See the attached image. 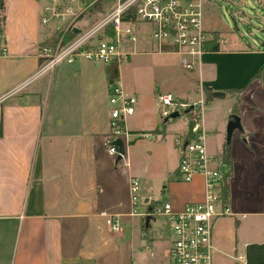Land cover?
Instances as JSON below:
<instances>
[{
    "label": "crops",
    "instance_id": "0c3cea01",
    "mask_svg": "<svg viewBox=\"0 0 264 264\" xmlns=\"http://www.w3.org/2000/svg\"><path fill=\"white\" fill-rule=\"evenodd\" d=\"M208 4L207 0L204 16ZM43 6V0H3L0 12V264H168L170 230L162 239L150 223L156 216L145 215L144 220L131 216L129 196L123 203L99 195L93 170L109 133L110 116L105 118L104 130L91 123L78 129L66 121V114L54 113L51 107V113L46 111L45 78L50 80L53 71L38 73V54L52 44L56 32L45 34L40 23ZM202 20L205 31L216 32L222 43H216L217 51L207 50L187 72L190 90L181 93L174 88L173 93L158 94L186 101L202 97L207 152L222 161L223 147L229 146L228 214L213 225L212 264H264V70L255 77L264 65V51L246 49L229 31L204 27ZM90 21L88 15L79 25ZM148 33V26L140 25L137 42L125 46L139 44L145 54H174L154 51ZM121 51L125 57L131 55L123 46ZM215 92L223 97L213 96ZM248 92L249 106L241 110L240 95ZM228 95L235 102L231 108H221L220 101ZM232 114L239 118L241 130H233L227 141L226 125ZM130 117L125 123L129 133L145 129L127 122ZM210 117L215 121L210 123ZM181 120L183 127L174 137L187 130ZM168 122L162 120L161 130L152 131L163 132ZM216 146L218 151H212ZM124 150L126 160V146ZM178 185L173 181L167 189L174 210L202 200L200 175ZM142 193L150 205L141 210L149 212L153 203L148 193ZM103 212L123 217L118 233L108 230Z\"/></svg>",
    "mask_w": 264,
    "mask_h": 264
},
{
    "label": "built area",
    "instance_id": "2783aa9c",
    "mask_svg": "<svg viewBox=\"0 0 264 264\" xmlns=\"http://www.w3.org/2000/svg\"><path fill=\"white\" fill-rule=\"evenodd\" d=\"M40 23L47 26L54 22L57 39L45 45L38 54L39 74L53 70L65 60L68 64L83 58L94 64L112 65L125 57L121 49L125 43L138 40L140 25L149 28L148 41L153 50L160 53H174L180 56L183 69L191 71L200 62V57L211 44V34L202 25L203 9L207 0H43ZM261 4L263 0H252ZM90 15L91 21L84 27L77 25ZM73 29L79 33L74 34ZM74 34L68 38V34ZM217 43L222 40L217 38ZM112 109L109 119V133L104 147L109 156H119L118 149L110 143L120 139L123 145L129 143L130 133L126 130V119L135 111L134 95L124 92L115 83L108 93ZM160 118L164 120L177 112L178 118L188 125L193 123L190 133L173 138V146L179 154L177 174L184 183L200 175L204 193L199 202L185 204L174 210L169 203L162 207L151 206L149 212H138L137 205H150L140 195L138 178L128 181L131 216H162L169 224L171 245L168 249V264H212V230L217 218L227 215V204L222 203L224 172L215 156L207 152L206 134L201 128V116L205 101L201 97L186 101L172 94H158ZM188 117V118H187ZM151 137L150 133L138 135ZM123 156H121V159ZM128 165V162H126ZM108 230L118 233L121 222L118 216L101 213Z\"/></svg>",
    "mask_w": 264,
    "mask_h": 264
},
{
    "label": "rangeland",
    "instance_id": "374dc122",
    "mask_svg": "<svg viewBox=\"0 0 264 264\" xmlns=\"http://www.w3.org/2000/svg\"><path fill=\"white\" fill-rule=\"evenodd\" d=\"M208 3V10L205 16L203 15L204 27L229 31L231 37L246 49L264 51V0L261 4H255L252 0H208ZM77 26L82 27L81 24ZM55 27L56 24L50 22L43 30L48 35ZM55 34L52 35L53 42L57 39ZM125 47L124 44V51L130 52L131 55L122 57L116 68H112L111 65L94 64L83 58H77L69 64L65 60L57 63L52 70V78L50 80L45 78L47 82L45 98L48 100L46 111L51 113L49 111L51 107L54 113L66 114V121H72L70 122L72 127L78 129L91 123L95 129L104 130L105 118L107 115L110 116L112 109L108 97L109 80L112 79L124 92L132 93L136 99V111L127 122H133L134 125L145 129L130 132L129 137L133 143L126 145V160L116 161V156L107 155L103 145L95 156L93 170L95 183H98L96 187L100 189L99 195L107 199L111 196L116 197L124 203L129 196L128 175H133L139 180L141 194L143 195L142 191L148 193L153 206L158 208L169 202L167 189L171 182L179 183V187L185 183L176 173L177 154L172 143L174 133L183 127L182 120L181 117L175 121L169 120L166 129L159 132L162 119L157 95L159 92L173 93L174 88L181 93L190 90L192 88L190 75L183 69L180 56L177 54L141 53L143 49L139 44L130 46L129 49ZM250 100V92L240 95V109H247ZM234 102L235 98L228 95L220 101V107L231 108ZM187 113L188 117L193 115ZM209 120L210 123L215 121L214 117H210ZM152 128L158 130L152 131ZM144 133L153 136H138ZM210 148H213L212 144ZM212 151L217 152V146ZM217 160L222 164L219 157ZM141 206L143 205H137L140 213L143 212ZM141 218L144 220V216ZM150 223L155 227L157 232L155 233L161 232L162 239H165L169 229L166 219L156 216Z\"/></svg>",
    "mask_w": 264,
    "mask_h": 264
},
{
    "label": "trees",
    "instance_id": "16d2710c",
    "mask_svg": "<svg viewBox=\"0 0 264 264\" xmlns=\"http://www.w3.org/2000/svg\"><path fill=\"white\" fill-rule=\"evenodd\" d=\"M3 9V0H0V12H2ZM211 34V44L207 45V49L210 51H217L218 49V45L217 43V38H218V34L216 32H212ZM56 36L58 35V33L55 34ZM74 34L69 33L68 34V38L72 37ZM264 70V65L260 66L255 77H258L262 74ZM114 85V81L112 79L109 80V90L112 89V86ZM206 96H210L209 92H206ZM192 116L190 117V122L187 125V130H188V134L190 133V130L192 128V121H191ZM131 143V142H130ZM222 163L225 164L226 166V171L224 172V180L222 183V190H221V194H222V203L224 205L227 204L228 202V196H229V189H228V178L230 176V160H229V146L226 144L223 147L222 150Z\"/></svg>",
    "mask_w": 264,
    "mask_h": 264
},
{
    "label": "water",
    "instance_id": "95a60500",
    "mask_svg": "<svg viewBox=\"0 0 264 264\" xmlns=\"http://www.w3.org/2000/svg\"><path fill=\"white\" fill-rule=\"evenodd\" d=\"M233 25L235 26V21L233 20V18L231 19ZM73 33L74 34H78L79 30L78 29H73ZM49 45H51V43H49ZM117 64L113 63L111 65L112 68H115ZM213 96L215 97H223L222 93L219 92H215L213 93ZM179 117V114L177 112H174L172 114H170V116L168 118L164 119V122L168 121V120H173ZM238 129L241 130V126L239 123V118L232 114L228 117V122L226 125V140L229 141L230 137H231V133L233 130ZM112 146H115L118 149L119 152V156H117L116 161H119L121 159V156L124 155L125 150H124V145L123 142L120 139L114 140L110 143ZM222 170L225 172L226 171V167L223 165L222 166ZM148 221V218H146V223Z\"/></svg>",
    "mask_w": 264,
    "mask_h": 264
}]
</instances>
